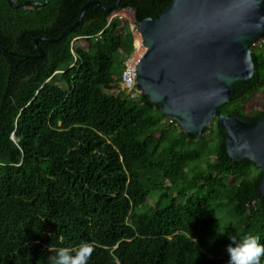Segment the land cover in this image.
I'll use <instances>...</instances> for the list:
<instances>
[{"label": "trees", "instance_id": "obj_1", "mask_svg": "<svg viewBox=\"0 0 264 264\" xmlns=\"http://www.w3.org/2000/svg\"><path fill=\"white\" fill-rule=\"evenodd\" d=\"M89 1L0 0V264H48L53 249L86 242L89 264H228L229 236L264 244L262 170L230 158L216 120L185 134L121 87L135 40L113 15L131 9L138 26L173 0L90 6L35 58V39L58 38ZM249 46L255 74L221 113L257 121L264 102H246L264 95V45Z\"/></svg>", "mask_w": 264, "mask_h": 264}, {"label": "water", "instance_id": "obj_2", "mask_svg": "<svg viewBox=\"0 0 264 264\" xmlns=\"http://www.w3.org/2000/svg\"><path fill=\"white\" fill-rule=\"evenodd\" d=\"M25 5L44 7V2ZM121 0L106 6L92 0L82 8L78 20L58 38L34 41L43 58L40 41L58 42L83 20L90 6L108 13ZM148 48L137 65V85L142 96L157 106L170 121H177L185 134L201 137L214 120L226 133L228 155L235 162L249 159L263 172L259 194L264 198V117L245 121L221 113L236 93L235 83L250 84L255 63L249 43L264 38V0H173L157 19L138 24Z\"/></svg>", "mask_w": 264, "mask_h": 264}, {"label": "clouds", "instance_id": "obj_3", "mask_svg": "<svg viewBox=\"0 0 264 264\" xmlns=\"http://www.w3.org/2000/svg\"><path fill=\"white\" fill-rule=\"evenodd\" d=\"M234 246L226 249L229 255L228 264H261L264 257V244L259 242V237L245 235L239 242L236 237L229 236ZM94 247L90 243H82L76 249L62 247L53 249L48 257V264H89L94 253Z\"/></svg>", "mask_w": 264, "mask_h": 264}, {"label": "built area", "instance_id": "obj_4", "mask_svg": "<svg viewBox=\"0 0 264 264\" xmlns=\"http://www.w3.org/2000/svg\"><path fill=\"white\" fill-rule=\"evenodd\" d=\"M132 32L135 40V50L125 61V67L122 71L121 77V87L131 99L138 100L140 96H142L143 91L137 85V65L146 55L148 48L138 26H132ZM253 45H255V43H253Z\"/></svg>", "mask_w": 264, "mask_h": 264}, {"label": "rangeland", "instance_id": "obj_5", "mask_svg": "<svg viewBox=\"0 0 264 264\" xmlns=\"http://www.w3.org/2000/svg\"><path fill=\"white\" fill-rule=\"evenodd\" d=\"M113 16H118L121 19H125L127 20L131 26H134V13L131 9H127V10H123L119 13H115ZM264 45V38L262 40H260L259 42L255 43V47H261V45ZM251 102H264V95L261 92H255L253 94H251V96L249 97V99L247 100V104L251 103ZM189 191V190H188ZM157 199L155 196H152L149 199V205H154L156 203ZM223 225H227L228 221L224 218L221 220ZM217 227V226H216ZM220 230H223V228H220Z\"/></svg>", "mask_w": 264, "mask_h": 264}]
</instances>
